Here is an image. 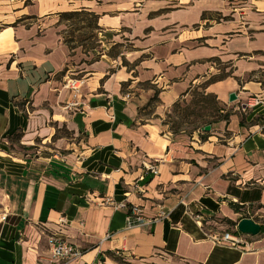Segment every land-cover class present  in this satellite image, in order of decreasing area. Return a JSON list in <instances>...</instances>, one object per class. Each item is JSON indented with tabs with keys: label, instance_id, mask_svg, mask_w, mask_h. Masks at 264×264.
<instances>
[{
	"label": "crops",
	"instance_id": "0c3cea01",
	"mask_svg": "<svg viewBox=\"0 0 264 264\" xmlns=\"http://www.w3.org/2000/svg\"><path fill=\"white\" fill-rule=\"evenodd\" d=\"M81 9L88 56L60 31ZM223 72L202 90L228 119L172 133L173 103ZM260 79L264 0H0V264H59L55 230L81 251L67 264H264V231L229 247L191 215L264 209V106L245 105ZM133 205L145 221L128 226Z\"/></svg>",
	"mask_w": 264,
	"mask_h": 264
},
{
	"label": "trees",
	"instance_id": "16d2710c",
	"mask_svg": "<svg viewBox=\"0 0 264 264\" xmlns=\"http://www.w3.org/2000/svg\"><path fill=\"white\" fill-rule=\"evenodd\" d=\"M204 16H205V13H202L201 17L204 18ZM96 18H97L96 14H94L93 12L83 10V9L75 10V11L62 12L60 14V19H63L66 21H70L72 19V21H73L72 25L73 24L75 25V30H77V31L84 29L85 27H93V29H97L98 26H96V23H95ZM80 23H82V24L80 25ZM91 37H93L95 42H97V35L96 34H93ZM64 42L67 44V46L70 49L73 48V46L71 45V43L74 42V39L72 38V36L69 38L64 37ZM97 46L98 45H96V46L92 45L90 47L96 48ZM226 76H228V73H225V72L219 73L216 75H210V77L206 81H204L201 85L198 86V87H201V90H197V88L194 87L190 91L191 99L189 100L188 105L186 103V105H185L186 108L183 107V109L181 110V101L185 102L183 99L177 100L176 102L173 103L172 109L170 110L169 113H166V117L163 120V123L168 125V128L172 133H178L179 131H182V130L185 131V129L181 128L183 121H174L173 119H171L172 115H175L176 113H181L182 118L184 117L186 119H187V117H189V115H193V114L203 116L204 114L208 113L209 115L212 114V116H213V113H210L209 111H205V109L208 108L209 103L214 104V108L216 110V115L213 116L211 119L203 120V122H201L199 125L193 127L192 130L200 129V127L204 128V126L209 125L216 120H221V119L227 120L228 116H229V112L228 111L220 112L219 107L216 106L218 103H217V100L215 99V96L211 93H205L202 90V88L204 87V85L206 83L222 79ZM260 82L262 85H264V80L260 79ZM157 93H158V91L155 90L154 95L148 101V105L153 103V102L158 101ZM191 103H193L195 106L190 109L189 104H191ZM196 107H198L199 109H197ZM15 136L17 137L18 134L15 133ZM229 204L234 209V211L239 212V206H237L233 203H229ZM226 220L234 226L237 223V221H233V220L228 219V218H226ZM262 231H264V225L263 224L260 225V232H262Z\"/></svg>",
	"mask_w": 264,
	"mask_h": 264
},
{
	"label": "built area",
	"instance_id": "2783aa9c",
	"mask_svg": "<svg viewBox=\"0 0 264 264\" xmlns=\"http://www.w3.org/2000/svg\"><path fill=\"white\" fill-rule=\"evenodd\" d=\"M83 83L84 80L82 77H69L65 81V86L73 90V97L76 98V96H78L79 94V89ZM77 104L78 103L76 102V100H72L67 104V107H75L77 106ZM257 104H262L264 106V100L259 97H249L245 105L252 107ZM147 170L153 175H156L158 173L157 166L154 164L147 165ZM119 205L123 206L124 204L121 203ZM243 209L244 211L243 213H240V218L253 219V216H251L248 206L244 207ZM255 213L257 214V212ZM191 215L193 218H196V220H200L201 218L200 213H191ZM0 219L4 220L5 215H1ZM60 221L63 222L62 219H60ZM144 221L145 220L142 216L140 207L136 205L131 206L129 209V214L127 216V225L132 226L138 223H142ZM211 239L217 244H222L229 247H237L239 244L245 243L243 234L237 230V223L233 229L226 231L222 234L211 236ZM47 245L51 260L58 262L59 264H67L70 260L78 257L81 253L77 246L67 242L57 230L47 234ZM115 254L121 256L123 255V252L118 250L115 251ZM96 264L105 263L98 262Z\"/></svg>",
	"mask_w": 264,
	"mask_h": 264
},
{
	"label": "rangeland",
	"instance_id": "374dc122",
	"mask_svg": "<svg viewBox=\"0 0 264 264\" xmlns=\"http://www.w3.org/2000/svg\"><path fill=\"white\" fill-rule=\"evenodd\" d=\"M72 22H73L72 19L70 21L64 22L63 24L65 26L61 27L60 31L62 32L64 37L69 38L72 36V38L74 39V42H72L71 45L73 47H76V46L79 47L80 46V50L87 54V51L92 49L90 46L98 45V43L95 42L93 37H91L93 34H95L94 29H93V27H85L84 29L77 31V30H75V25L74 24L72 25ZM81 24L82 23H80V25ZM87 56H88V54H87ZM76 59L77 58H75V60ZM82 60H83V58H82ZM227 66L231 67V64H228ZM260 76L261 75L258 73L253 78H255V77L258 78ZM70 77H77L78 78L79 74H73V75H70ZM246 78H247V75L242 76V80H244ZM188 99L190 100L191 98H188ZM183 100L185 101V99H183ZM186 103L188 105L189 101L188 102L187 101H185V102L181 101V110L183 109V107H185ZM194 106L195 105L193 103L189 104L190 109ZM216 106H218V104ZM196 108L199 109L198 107H196ZM205 111H209L210 113H213V116L216 115V110L214 108L213 103H209V106H208V108L205 109ZM213 116H212V114L209 115L208 113L204 114L203 116L193 114V115H189V117H187V119H186L184 117L182 118L181 113H176L175 115H172L171 119H173L174 121H183L181 128L185 129L186 131H190L193 129V127H195V126L199 125L201 122H203V120L211 119ZM240 207L244 208L243 206H240ZM248 208H249L250 214H251V216H253V219L255 220V222H257L260 225L261 224L264 225V209L259 210L253 206H248ZM243 211H244V209L239 210L240 213H243ZM255 212H257V214ZM0 214H1V210H0ZM239 219H241L240 215H239ZM239 219H236L235 221L238 222ZM200 221H201L203 230L210 237L214 236V235L222 234V233L229 231V230L234 228V225H232L225 218L219 216L216 213H212L211 215H202L200 218Z\"/></svg>",
	"mask_w": 264,
	"mask_h": 264
},
{
	"label": "water",
	"instance_id": "95a60500",
	"mask_svg": "<svg viewBox=\"0 0 264 264\" xmlns=\"http://www.w3.org/2000/svg\"><path fill=\"white\" fill-rule=\"evenodd\" d=\"M236 98L234 93H231L229 100L232 101ZM205 130L210 129V125L204 126ZM237 230L242 234L257 235L260 232V224L250 218H241L237 222Z\"/></svg>",
	"mask_w": 264,
	"mask_h": 264
}]
</instances>
